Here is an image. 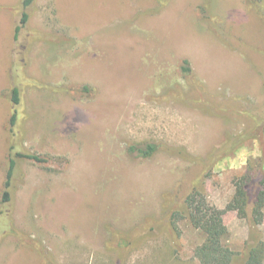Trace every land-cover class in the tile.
Instances as JSON below:
<instances>
[{
    "label": "rangeland",
    "instance_id": "374dc122",
    "mask_svg": "<svg viewBox=\"0 0 264 264\" xmlns=\"http://www.w3.org/2000/svg\"><path fill=\"white\" fill-rule=\"evenodd\" d=\"M22 1L0 0V193L12 85L22 144L42 160L20 161L0 264H200L203 233L184 219L174 238L149 230L123 257L116 240L161 218L162 195L182 199L210 158L207 198L223 206L232 177L260 154L264 0ZM22 11L50 40L15 39ZM149 143L163 148L132 149ZM224 222L225 242L241 250L249 217ZM258 229L264 237V215Z\"/></svg>",
    "mask_w": 264,
    "mask_h": 264
},
{
    "label": "trees",
    "instance_id": "16d2710c",
    "mask_svg": "<svg viewBox=\"0 0 264 264\" xmlns=\"http://www.w3.org/2000/svg\"><path fill=\"white\" fill-rule=\"evenodd\" d=\"M32 1L23 0L22 6L25 7ZM205 18L211 21L213 16L210 13H206ZM29 23L30 14L22 11L19 23L14 28L15 39L22 38L23 40L20 39V42L28 44L35 39L50 40L51 36L30 29ZM19 32H21V35ZM184 68L187 75L191 73L188 63L184 65ZM187 81L189 82L188 76ZM9 92V102L11 104L10 129L7 148V168L0 193V237L4 235L2 234L3 230L4 232H11L10 229L13 226L12 211L15 204L17 186L21 183L23 177L20 161L24 159L33 161L42 160L35 153L25 149L22 144L23 129L21 125L22 121H20L24 118L22 97L15 85H12ZM262 129L261 152L257 157L248 159L244 169L232 177L234 192L224 207L221 208L210 203L207 198L205 178L212 165V158H210V161L204 164L200 175L192 180L189 191L182 199L175 201V195L171 193H164L162 195L165 213L161 218L147 217L140 228L132 229L125 236L126 239L116 240L115 247L118 249L121 257L131 246L145 238L149 230L166 229L174 238L176 234V221L184 219L192 227L199 229L203 233V240L194 248V253L200 264H264V237L258 229V225L262 223L264 215V127ZM160 148L163 147L152 143L142 148L132 147L133 150H137L144 156L150 155ZM181 149L179 148V150ZM179 153L185 159H192L185 150L179 151ZM196 161L200 162L201 158H197ZM231 211L235 212L237 217H249L248 235L241 250H233L224 240V237L228 233V228L224 222V215ZM14 232H16L15 235L17 237L24 240L25 236L22 233L17 230H14ZM32 246L42 254L44 253L39 244L35 243Z\"/></svg>",
    "mask_w": 264,
    "mask_h": 264
},
{
    "label": "crops",
    "instance_id": "0c3cea01",
    "mask_svg": "<svg viewBox=\"0 0 264 264\" xmlns=\"http://www.w3.org/2000/svg\"><path fill=\"white\" fill-rule=\"evenodd\" d=\"M232 193H233V192H232ZM232 193H231V194H232ZM226 202H227V201H225L224 204H223V206H220V207H224V205L226 204Z\"/></svg>",
    "mask_w": 264,
    "mask_h": 264
}]
</instances>
